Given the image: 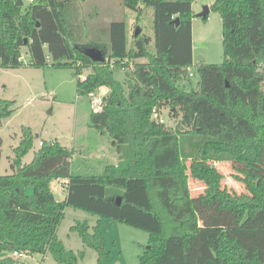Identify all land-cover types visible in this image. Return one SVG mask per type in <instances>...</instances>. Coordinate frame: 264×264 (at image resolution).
<instances>
[{"label": "trees", "instance_id": "16d2710c", "mask_svg": "<svg viewBox=\"0 0 264 264\" xmlns=\"http://www.w3.org/2000/svg\"><path fill=\"white\" fill-rule=\"evenodd\" d=\"M195 1L123 0L138 18L153 9V34H130L125 21H113L109 47L84 33L87 16L71 0H34L27 8L0 0V67H22L24 46L30 64L41 66L46 45L54 66L73 67L78 76L89 69L78 96L110 89L90 119L118 155L99 173L74 172V150L55 139L42 141L24 164L36 137L24 125L15 172L0 175V264H28L15 251L79 264L58 238L67 206L99 217L93 230L86 220L71 227L97 250L98 264L108 258L104 219L149 233L138 264H264V0H215L210 9L221 16L224 60H199L193 71ZM92 46L106 53L104 62L84 53ZM116 69L127 72L125 81L115 78ZM194 75L195 87L181 84ZM13 103H0V124ZM163 108L174 125L153 117ZM1 147L2 139L0 158ZM216 162H229L247 191L224 186ZM190 179L202 184L199 194L192 195ZM56 181L65 186L62 199ZM109 186L123 192L107 195Z\"/></svg>", "mask_w": 264, "mask_h": 264}, {"label": "rangeland", "instance_id": "374dc122", "mask_svg": "<svg viewBox=\"0 0 264 264\" xmlns=\"http://www.w3.org/2000/svg\"><path fill=\"white\" fill-rule=\"evenodd\" d=\"M63 1V0H60ZM78 6V11L87 16L84 33L96 41L110 47L109 28L113 21H125L130 28V34L139 26L148 34H153V9H145L140 18L138 14L128 9L123 0H71ZM215 0H196L193 9L196 14L193 22V52L194 65L204 58L206 63L220 64L224 60L223 28L220 14L211 10L208 18L199 16L206 6H211ZM29 0H24V8ZM83 10V11H82ZM78 15V12L76 13ZM45 64L35 66L30 64L31 56L27 47L22 48L24 65L20 68L0 67V103L12 100L14 112L0 124V139H2L0 175L12 174L15 156L14 148L20 143L23 134L22 127H31L36 134L34 146L23 157L24 164L30 163L41 141L58 140L62 145L74 150L71 167L74 172L99 173L105 163L116 162V151L109 135L103 134L91 125V102L88 95L78 96L79 78L88 74L77 75L73 67H57L53 65V57L45 45L43 47ZM50 56V59L47 58ZM141 61H144V59ZM136 62V61H135ZM135 66L132 62L131 68ZM116 79L125 81L127 72L116 69ZM191 83L183 80L187 89L195 87L198 76L191 77ZM104 90L100 88V91ZM108 91V87H106ZM163 118L168 124H175L169 117V109H162ZM215 165L224 174L223 185L238 193L247 191L244 183L235 178V171L229 162H216ZM192 195L202 191V184L190 179ZM57 198H64L65 186L55 183L52 186ZM33 192V187L27 188V194ZM107 195L121 194L122 189L109 186ZM99 217L83 209L67 206L65 216L58 228V238L63 241L68 251L78 255L79 264H98V252L94 248L85 247L82 237L71 227L77 221H87L93 230ZM102 231L106 239L108 258L103 264H138L139 256L145 251L149 242V233L131 225L104 219ZM83 250L81 256L79 252ZM6 253H0V258ZM23 259L28 264H58L51 252L45 254H26Z\"/></svg>", "mask_w": 264, "mask_h": 264}, {"label": "water", "instance_id": "95a60500", "mask_svg": "<svg viewBox=\"0 0 264 264\" xmlns=\"http://www.w3.org/2000/svg\"><path fill=\"white\" fill-rule=\"evenodd\" d=\"M16 3L18 6H22L24 3V0H17ZM209 12H210V6H206L205 10L201 14H199V16H202V18L205 19L208 17ZM178 20H179L178 17L174 19L175 22H178ZM140 32H141V28L139 26H137L135 34L139 35ZM84 53L87 56H89L92 60L97 61V62H104L106 60V53L102 49L95 47V46L86 47L84 49ZM200 60L204 61V58L202 56H200ZM57 183H58V181L55 182V185ZM121 201H122V197L118 196L117 197V203L120 204Z\"/></svg>", "mask_w": 264, "mask_h": 264}, {"label": "built area", "instance_id": "2783aa9c", "mask_svg": "<svg viewBox=\"0 0 264 264\" xmlns=\"http://www.w3.org/2000/svg\"><path fill=\"white\" fill-rule=\"evenodd\" d=\"M29 1H34V0H29ZM48 59H50V56H47ZM102 88V87H101ZM104 89V88H103ZM108 92L106 89L100 91V88L94 91H91L88 96L90 98V102H91V108L92 110H100L103 108L104 104H105V97L107 96ZM154 118H156L158 121L160 122H165L166 120L163 118V115L160 114L158 112L157 109H155L154 112ZM43 142H40V145H42ZM13 255L23 258L25 257V253L24 252H19V251H15L13 253Z\"/></svg>", "mask_w": 264, "mask_h": 264}, {"label": "crops", "instance_id": "0c3cea01", "mask_svg": "<svg viewBox=\"0 0 264 264\" xmlns=\"http://www.w3.org/2000/svg\"><path fill=\"white\" fill-rule=\"evenodd\" d=\"M102 88L106 89V87H102ZM109 91H110V89L108 88V91H107V92L109 93ZM116 154H117V153H116ZM115 160H116V162H118V155L116 156V159H115ZM116 162H115V163H116ZM65 182H66V181H65Z\"/></svg>", "mask_w": 264, "mask_h": 264}]
</instances>
